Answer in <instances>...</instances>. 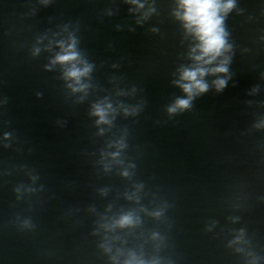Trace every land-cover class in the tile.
Wrapping results in <instances>:
<instances>
[{
  "label": "water",
  "instance_id": "obj_1",
  "mask_svg": "<svg viewBox=\"0 0 264 264\" xmlns=\"http://www.w3.org/2000/svg\"><path fill=\"white\" fill-rule=\"evenodd\" d=\"M0 264H264V102L0 152Z\"/></svg>",
  "mask_w": 264,
  "mask_h": 264
},
{
  "label": "clouds",
  "instance_id": "obj_2",
  "mask_svg": "<svg viewBox=\"0 0 264 264\" xmlns=\"http://www.w3.org/2000/svg\"><path fill=\"white\" fill-rule=\"evenodd\" d=\"M182 5L187 8L185 19L199 26V35L202 39L200 45L201 55L196 56L197 62H203L204 64L211 63L216 56L208 55L209 53L220 54V49L225 47V41L221 38L219 32L220 19L216 18L217 5L215 0H182ZM232 7L231 0L229 3L223 6V10L226 12ZM207 57V59H205ZM76 59V53L69 50L66 51L65 55L56 57V62L64 63L70 62ZM88 68L85 67L83 70L76 69L73 67L66 75L70 78H74L79 81L82 75L88 72ZM208 69L203 67H197L194 70H184L181 75V80L187 81L183 83L181 87L187 94V99H178L174 106L169 108V112H175L177 109H186L190 106L191 99L194 95L207 91V84L204 83L202 77L208 73ZM213 73L226 72L227 69L224 66H220L210 70ZM217 89H221L225 82L218 80L215 82ZM97 114L103 119V111L97 109Z\"/></svg>",
  "mask_w": 264,
  "mask_h": 264
}]
</instances>
